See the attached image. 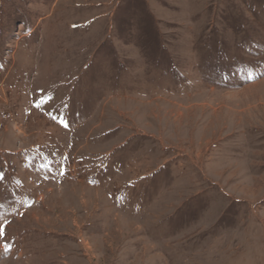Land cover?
Masks as SVG:
<instances>
[{
	"label": "rangeland",
	"instance_id": "1",
	"mask_svg": "<svg viewBox=\"0 0 264 264\" xmlns=\"http://www.w3.org/2000/svg\"><path fill=\"white\" fill-rule=\"evenodd\" d=\"M0 227V264H264V0H0Z\"/></svg>",
	"mask_w": 264,
	"mask_h": 264
},
{
	"label": "snow or ice",
	"instance_id": "2",
	"mask_svg": "<svg viewBox=\"0 0 264 264\" xmlns=\"http://www.w3.org/2000/svg\"><path fill=\"white\" fill-rule=\"evenodd\" d=\"M249 79H251V75L250 74H249ZM61 119H64V118L61 117ZM60 174L63 175V169L62 168L60 170ZM4 236H5V229L3 227H0V239H2Z\"/></svg>",
	"mask_w": 264,
	"mask_h": 264
},
{
	"label": "bare ground",
	"instance_id": "3",
	"mask_svg": "<svg viewBox=\"0 0 264 264\" xmlns=\"http://www.w3.org/2000/svg\"><path fill=\"white\" fill-rule=\"evenodd\" d=\"M26 58V57H25ZM23 60V59H22ZM29 64V63H28ZM24 67H26V66H24ZM26 68H29V67H26ZM21 81V80H20ZM4 83V82H3ZM2 85V84H1ZM18 86V85H17ZM22 86V85H21ZM2 88H4V87H2ZM38 114V113H37Z\"/></svg>",
	"mask_w": 264,
	"mask_h": 264
}]
</instances>
